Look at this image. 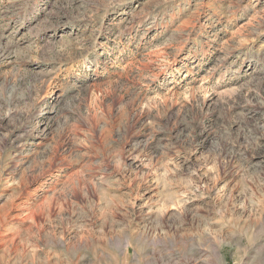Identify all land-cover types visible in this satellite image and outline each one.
<instances>
[{"label": "rangeland", "instance_id": "rangeland-1", "mask_svg": "<svg viewBox=\"0 0 264 264\" xmlns=\"http://www.w3.org/2000/svg\"><path fill=\"white\" fill-rule=\"evenodd\" d=\"M0 264H264V0H0Z\"/></svg>", "mask_w": 264, "mask_h": 264}]
</instances>
